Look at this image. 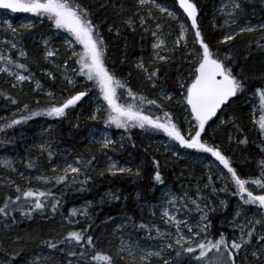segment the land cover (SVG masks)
I'll return each mask as SVG.
<instances>
[{"label":"trees","instance_id":"1","mask_svg":"<svg viewBox=\"0 0 264 264\" xmlns=\"http://www.w3.org/2000/svg\"><path fill=\"white\" fill-rule=\"evenodd\" d=\"M170 1L174 2L173 0ZM221 1L192 0L198 9L197 24L205 42L209 44L214 53H218L220 58H223L225 54L231 57V60L226 62V66L232 69L233 75L245 82V90L238 92L235 97H231L218 111L217 118L212 117L209 120V123L205 125L201 139L209 145L218 147L224 155L229 157L231 166L236 168L237 173L242 177L259 178L258 162L264 159V133H261L258 125L254 123L252 106L256 103L260 104L259 97L254 95L255 90L264 87V39H261L264 37V31L258 28L254 32H240L234 35L233 40L222 43V31L225 24H222V18L217 12V6ZM75 2L91 13L93 23L98 26L99 32L103 35L106 46L105 54L113 69L112 75L119 81V86H116L117 103L124 106L134 104L145 115H151L154 118L160 117L163 120L165 109L170 104L165 102H160V104L156 101L158 104L148 105L146 101L155 100L157 91L161 89L178 91L176 90L178 80L186 77L190 68L189 63L181 58L183 52H177L176 57L171 61L152 62L153 64L147 62L148 69L150 68L151 71L156 68L159 69V73L153 81H149L143 71L135 68L139 61L150 59L147 34L140 30H131V25H134L136 20L134 0H75ZM240 2L242 8L237 14L238 21L254 17L264 19V0H240ZM6 11L16 17L28 13L12 12L9 9ZM38 17L41 19L39 24L22 30L21 38L27 50V58L13 54L14 61L26 65L27 72L20 69L23 73L40 78L48 87V93L58 92L69 97V95L72 96L82 91L79 86L70 87L63 79L64 76L60 68L63 62L69 59L64 47L59 51L61 58H55L53 64L47 65L44 61L40 46L35 40L39 37L46 38L57 47L62 40L59 35H56L58 28L51 20L43 15ZM129 19L133 21L131 25L127 23ZM188 23L191 28V21L189 20ZM109 28L112 30L109 31ZM194 31L191 28V38H193ZM43 67L52 70L53 81L42 74L41 69ZM84 77L89 81L85 83V86H88V83L92 84L89 86L86 98L77 106L78 109H81L79 118L74 120L68 116L63 119H56L52 129L56 143L51 151L53 152L52 159L57 163L64 162L66 147L73 148V153L77 157L85 156L88 159L94 157L95 159L86 173L90 179L87 180V183H82L83 192H76L66 187V181L58 185H54L50 181L49 184L39 189L27 185L24 176L19 175L18 172L0 166V205L8 196L15 200V196L18 194L15 185H19L23 190H27L29 187L46 192L50 190L53 194L42 198L46 205L42 211L37 210L30 216L23 215L19 209V205L23 203L22 198L20 202H17L16 210L11 212L10 217L1 216L6 223L0 229L2 249L0 250V264H30L32 256L38 257L41 251L45 249L51 253H56L62 260V264H70V260L78 264V260L81 261L82 258L79 252L73 251L77 255L72 256L70 255L72 251H68L67 247L69 245L80 247L84 245V242L66 241L59 243V241L64 240L69 232H83L93 237L96 249L100 250L101 247L96 239L97 234L104 229H112L116 221L125 216L132 217L133 224L130 232L137 238L143 240L157 238L160 234L157 233L156 228H159L160 232L165 235L167 234L166 227L159 220L158 212L156 215H152L150 212L151 205L156 202L159 191L166 185L182 188L187 184L194 185L193 183H195L202 193V197L197 200L201 204V208H204L205 203L210 205L208 216L212 225L210 231L215 235L214 237L218 239L221 233L229 240L236 235L238 236L239 231L233 233L230 227L228 219L231 213L223 212L213 195L207 190L201 189L202 184L199 183L200 179L196 176V170L190 169L187 164L173 155L164 154L156 146L154 137L142 134V130H150L153 135L166 133L147 126L143 129L138 126L127 129L118 128L114 124L106 123L109 113L107 115L102 114L99 120L91 119L93 108L89 98L95 94L103 98V94L95 80L90 81L85 75L81 76L80 79ZM129 89L133 94L131 96L128 94ZM48 93L41 95L40 92L35 91L32 87H27L26 84L13 87L8 79L0 77V127L12 119H19L20 116H27L32 112L43 111L55 104L51 101ZM140 96L145 97V101H140ZM12 99H15L16 103H12ZM24 103L29 105L27 110L13 113L14 109L22 107ZM222 117H224V121L220 122L219 119ZM40 118L43 116H33L31 119L11 128H4L3 131H0V148L4 147V149L17 154L16 164L21 170L20 172L32 173L38 170L49 173L52 177L60 173L58 171L54 173L50 170V166L47 164L48 158L45 152L39 148L35 129ZM90 124L104 125L113 134L122 131L123 137L120 139L124 149L120 148L118 155L132 165L133 173L139 169L138 176L127 173L113 176L102 167L103 155L99 153L96 147H92L84 141L87 135V126ZM245 139L247 140L246 143L244 142ZM176 144L182 148V145ZM58 149H61V152H58ZM154 160L159 161V171L163 183L154 178L157 170L153 164ZM29 163L33 166L29 167ZM101 173L103 174L101 175ZM225 173V170H219L217 188L232 206L240 199L239 196L232 195L236 190L234 183L227 179L225 182L221 181V174L225 177ZM85 178L82 169L76 180L81 183ZM11 181H14L15 184H12ZM249 187L254 193H260V189L255 185ZM57 200L59 201L58 204H56ZM53 204H56L55 212L52 211ZM27 208L28 205H25V210ZM73 209L77 210L75 214H73ZM85 210L87 214H85ZM11 217H15V222ZM141 225H146V227H141ZM49 243H56L57 247L55 249L50 248ZM83 248L85 252L90 253L87 246ZM84 258L89 264L90 255ZM116 258L118 264H131L124 259ZM191 258L192 261L196 260L192 254L184 253L176 256L173 252V259L169 261V264H188ZM59 259L52 263L59 264ZM151 264H163V262L155 258L151 260ZM238 264H244L243 260H240V256Z\"/></svg>","mask_w":264,"mask_h":264},{"label":"snow or ice","instance_id":"2","mask_svg":"<svg viewBox=\"0 0 264 264\" xmlns=\"http://www.w3.org/2000/svg\"><path fill=\"white\" fill-rule=\"evenodd\" d=\"M179 6L185 13H187V16L191 18V28L195 30L193 33V44H198L200 46L199 49L191 53L196 58L195 62L198 64V67L194 68L192 82L186 87L181 84V87L185 88L186 95L184 98L186 99L187 105L190 106V115L196 122L193 128L186 132L182 131V129L173 122L172 114L170 112H164V118L162 120L160 117L154 118L151 115H145L144 112L137 109L134 104L124 106L117 103L116 86H119V81L115 79L105 66L106 46L103 35L99 32L98 26L93 23L91 13L82 5L75 2V0H0V8L9 9L12 12H28L35 13L38 16H46L54 23L56 28L66 30L75 38L76 42L83 46V55L79 60L81 65L80 71L83 75L87 76L88 80H95L98 83L103 94V99L107 101L108 105L109 115L106 123L114 124L118 128L125 129L137 126L143 129L147 126L151 129L166 133L168 137L185 148L198 149L202 152L210 153L211 156L216 158L219 164L227 169L228 174H230L227 178L221 174V181L225 182V179H227L235 184L236 190L232 195L239 196L243 205H252L260 210H264V159H261L258 162L259 178L242 177L237 173L236 168L231 166L229 157L224 155L218 147L209 145L201 139L202 133L205 131V125L208 121L216 115L221 105H223L230 97H235L238 92H243L245 90V82L238 79L236 75H233L232 69L226 66V62L230 61L231 57L228 54H225L223 58H220L218 53H214L209 47V44L205 42L204 36L197 24L198 9L196 3L192 2V0H179ZM145 7L148 8L149 15H151L152 8H156L160 12L167 13L169 16L176 18L175 13L169 11L166 7H162L156 2V0H138V8ZM225 7H227V5ZM231 8L232 12L229 13V15H232L237 10H241L242 5L240 0H232ZM139 22L144 24L146 23V20L141 17ZM127 23L131 25L133 21L129 19ZM225 23H228V21L226 20ZM6 27L14 35L17 33V29L13 28L10 22H7ZM22 27L30 28L31 25H23ZM156 27L158 30L160 29L159 24H157ZM111 30L112 29L109 28V31ZM260 30L264 31V25L260 26ZM187 31L188 29L181 25L180 36L176 40L177 45L180 43L187 45ZM254 31H256V29L252 27L240 29V32ZM153 35L155 36L156 33H153ZM233 39V35H227L224 37L222 43H227ZM261 39H264V37ZM163 44L164 41L159 40L158 43L154 45V48L159 49ZM15 47L16 44L13 43L12 48ZM46 54L48 57H53L55 55L51 50L47 51ZM73 54L79 55L75 53L74 50ZM26 55L27 53L24 51L20 52L21 57H26ZM156 59L166 62L168 57L157 53ZM0 61L5 62L6 64L15 63L16 68L23 69L26 72L28 71L25 64L14 62L10 55L5 56L3 53H0ZM137 68L145 73L146 78L149 81H153L154 77L159 73L158 68L150 72L148 68L144 66L143 62L138 63ZM0 72H7L14 76L18 84H22L24 81L33 78L31 74L26 76L18 72H11L8 67H0ZM15 86L16 85H13V87ZM36 87H41L39 82L36 83ZM153 87H155V84H153ZM128 94L130 96L133 95L130 89ZM48 95L51 97L53 96V93L49 92ZM86 95V92L81 91L66 98L59 104V106L53 104L43 111L32 112L30 115L20 116L19 119H12L9 123L0 127V131H3L4 128H11L16 124L27 121L33 116H65L66 109L76 105L77 102ZM254 95L259 97L261 113L259 119L254 123L258 125L259 131L264 133V87L256 89ZM145 99L146 98L143 96L139 97L140 101H145ZM165 99L170 101L172 96L168 94L165 96ZM146 102L148 105H156L155 100H147ZM12 103H16V100L12 99ZM24 108L27 109L28 105L25 104ZM99 111L100 109H97V112ZM13 115L15 116V114ZM92 118L95 119L96 117L93 116ZM244 142L246 143L247 140L245 139ZM112 143L111 140L105 139L102 146L107 148ZM41 147L43 148V146ZM48 155H52L51 151H49ZM94 159L95 158L93 157L86 161L78 160L74 164H67L61 170V174L59 175L52 177H39L38 179L42 180L45 184L51 181L54 185H58L70 178L75 180L76 177L81 174L83 169L86 178L81 183H87V180L90 179V177H87L86 173ZM153 164L157 169L154 177L155 180L163 183L159 171V161L154 160ZM4 165L8 168L12 167L10 161H4ZM32 166L33 165L29 163V167ZM52 171L55 173L57 172V169H53ZM107 171L113 176L125 173L139 175V169L133 173L132 168L118 166L116 162H112L108 165ZM69 173L73 175L70 177ZM102 174L103 173H101V175ZM11 183L15 184L14 181H11ZM250 185H255L259 188L260 193L256 194L253 190H250ZM15 189L18 193L15 196V200H13L11 196L4 199L2 205H0V216L5 218L10 217L11 212L16 210L17 202H20L22 198L23 203L19 205V209L23 215L30 216L33 212L37 210L42 211L45 208L46 205L42 198L53 195L50 190L46 192L31 187L27 190H23L19 185H15ZM212 190L216 191L215 188ZM181 199H184V197ZM176 200L177 197L173 196L170 204L174 203ZM58 203L59 201L57 200L56 204ZM221 203H223V201ZM56 204L52 205L53 212L56 211ZM191 204L195 206L197 212L201 213L199 222L196 225L190 224L188 220L177 219L176 215L170 214L167 209L163 213L167 218V221L174 224L176 229L174 243L176 246H179L180 249L176 253L177 256H179L182 251L194 255L197 264H238L241 250H244L245 264H248V246L252 244L253 236L255 234V236L258 237L257 243L259 244V247H254V250L251 251V264H264V233L257 232L256 230L257 225L264 228V211L259 213V219L253 218L249 220L246 218L244 225H238L239 235L234 236L231 240H229V238L223 233L219 234L218 239H210L209 237L212 235L209 231L211 222L208 221V209L210 208V205L205 203L204 208H201V204L197 202V199H192ZM25 205H28L27 210H25ZM182 207L188 208V204L185 203ZM76 211V209H73V214H75ZM85 214H87L86 210ZM240 215V212L236 213V216ZM11 218L13 222H15V217ZM205 221L207 222L205 223ZM181 226H183L190 235L185 236L181 231ZM141 227H146V225H141ZM194 227L196 229L195 231H193ZM156 231L158 234L163 235L159 228H156ZM195 237H199L200 239L196 240L194 239ZM66 241H75L77 243L83 241L84 245H82V247L87 246L90 249V253L81 251L79 255L81 257L90 255L89 264H93V262L94 264H118L117 258L112 254L96 249V245L93 243V237L90 235H86L83 232L72 231L67 234L64 240L59 241V243H65ZM193 243L195 244V247L192 246ZM48 246L55 249L57 244L49 243ZM166 247L171 249L173 244L169 243ZM120 251H125V246L122 245ZM162 252L163 249L155 252H143L139 257L140 264H151V258L153 257H159L162 259L163 264H169V261L163 259L161 256ZM70 255L76 256L77 253L71 252ZM129 255H132V253L129 252ZM117 256H119V253H117Z\"/></svg>","mask_w":264,"mask_h":264},{"label":"rangeland","instance_id":"3","mask_svg":"<svg viewBox=\"0 0 264 264\" xmlns=\"http://www.w3.org/2000/svg\"><path fill=\"white\" fill-rule=\"evenodd\" d=\"M174 2H171L170 0H156L157 3H159L162 7H166L169 9V11H172L175 13L176 18H173L169 16L167 13L160 12L156 8H152L151 15L148 14V8H138V0H134L135 2V16L136 20L134 25H131V30H140L141 32L147 34L148 36V55L150 60L143 59L140 62H143L144 66L148 68L147 62L151 64L152 62H164L156 59L157 53L159 55L168 57L167 61L173 60L176 56L175 54L177 52H183L181 55V58L183 61H186L189 63V71L186 77H184L182 80H178L177 83V89L178 91L173 90H159L157 91V94L155 95L154 99L157 102H165L169 107L165 109V112H170L172 114L173 122L176 123L182 131L186 132L187 130L193 128L195 125L194 118L190 115V106L187 105L186 99L184 98L185 88L181 87V84L186 86H189L193 79V71L195 67H198V64L195 62L196 58L191 54L193 51L200 48L198 44H193V38H191V28L190 24L188 23L189 20L185 16V14L179 9L178 3L173 0ZM231 2L232 0H222L218 6H217V12L219 13V16L222 20V24L224 25V30L222 31V40L227 35H235L237 33H240L241 28H260L261 25H264V19H258L256 17L252 19H246L244 21L239 20L238 21V12L240 10H237L232 15H229V13L232 12L231 8ZM227 5V7H225ZM20 16V15H19ZM141 17L145 18L146 23L141 24L139 21ZM228 21V23H225V21ZM7 22H10L13 28L17 29V33L14 35L10 30L7 29L6 25ZM41 22V19L38 17L37 14H21L20 17H16L14 14H10L6 11V9L0 8V53H3L5 56H11L13 59V54H17L18 57L20 56V52L24 51L27 53V50L25 48L24 42L21 38L22 30H25L27 28L22 27L23 25H31L35 26ZM157 24L160 25V29H157ZM181 25L184 26V28L188 29L187 31V45L184 43L176 44V40L180 36V30ZM153 33H156L154 36ZM56 35L60 36V39L62 42L59 44V47L51 43L48 39L39 37L35 40L37 44H39L42 57L44 58V61L47 63V65H51L55 62V58L60 59L59 51H61L64 47L67 56L69 57L68 61H64L63 65L61 66L60 70L63 73V76L67 82V84L74 88L76 86H79L82 88V91H85L88 93L89 86L92 83H88V86H85L86 82H89L86 80V78L80 79L83 74L80 71L81 65L79 63V60L81 59V56L83 55V46L80 45L78 42L75 41V38L68 33L64 29H57ZM159 40H163L164 44L161 45L159 49L154 48V45L158 43ZM16 44L15 48H12V44ZM62 44V46H61ZM53 51L55 55L53 57L47 56V51ZM73 50L75 53L79 55H74ZM26 57L22 58H27ZM73 59V61H72ZM70 60V61H69ZM14 61V59H13ZM166 61V62H167ZM15 62V61H14ZM73 62V63H72ZM137 63V64H138ZM137 64L135 68H137ZM153 64V63H152ZM105 66L108 68L109 72L112 74L113 69L110 65V62L107 59V55L105 54ZM0 67H8L11 72H18L23 75H30L23 73L20 71V69L15 67V63L13 64H6L3 61H0ZM140 70V69H139ZM151 71V69H148ZM142 71V70H141ZM42 74L49 78L50 80H54L53 72L48 67H43L41 69ZM0 77L4 79H8L12 85H16L20 87L23 84H26L27 87L34 88L35 91L40 92L41 95L47 94L49 90L48 87L43 83V81L35 76H32L33 78L31 80L24 81L22 84H18L15 77L10 75L7 72H0ZM71 81V82H70ZM39 82L40 88L36 87V83ZM170 94L172 96V99L166 100L165 96ZM71 95H69L70 97ZM66 95H62L61 93L55 92L53 93V96H51V101L55 103L57 106H59L60 103H62L66 98H69ZM89 102L92 106V114L91 119L92 120H99L100 116L102 114L107 115L109 113L108 111V105L107 101H105L100 95H93L89 98ZM156 102V103H157ZM160 103V104H161ZM28 103H24L22 107L16 108L13 110V113L18 112H24L25 109L24 105ZM158 104V103H157ZM78 105H74L73 107H70L69 109H66L65 116L62 117H54V116H47V115H40L43 116V118H40V122L37 124L36 127V135L38 136L39 140V148L41 151H44L48 161L47 164L50 166V170L57 169L58 173L61 174V170L70 163H75L76 161H86L90 160L85 156L77 157L76 154L74 155V149L71 147H66V154L64 156V162H54L52 159L53 152L51 151V148L56 143L53 137L52 129L54 126V123L56 122V119L60 118H67L68 116L74 120H77L79 118V114L81 109L77 107ZM29 107V105H28ZM97 109H100L99 112H97ZM253 109V117L254 122L259 119L260 116V104L256 103L252 106ZM217 113L214 117L217 118ZM95 116L96 118L93 119L92 117ZM220 122L224 121V117L219 119ZM209 123V121H208ZM26 134V133H25ZM142 134H145L147 136L154 137L153 140L156 144V146L164 152V154H170L174 157L178 158L179 160H182L183 163L187 164L188 167L191 169L196 170V176L199 180V183H201V189L207 190L210 194L213 195V197L217 200L218 204L221 206L222 211H228L231 213L229 217L230 227L232 229L233 233H237V230L239 231L238 225H244L245 219H259L260 215L259 213L264 211L258 209L256 206L252 205H243L241 201H237L234 203V205H230L229 200L226 197H223L220 194L219 189L217 188V176L219 170L223 171L225 170V177L227 178L230 176L228 174L227 169L223 167V165L219 164V162L216 160L215 157L211 156V154H206L198 149H188L184 146H177L176 141L172 140L170 137L167 136V134L163 135H153V132L150 130H142ZM121 137H123L122 131H120L118 134H113V132L107 128L104 125H94L90 124L87 126V135L84 139L88 143V145L92 147H96L103 155V162L102 167L107 171L108 165H110L112 162H116L118 166L122 167H129L132 168V165L125 159H123L118 154L120 153V148H123V145L121 144ZM105 139L111 140L113 143L110 144L107 148L102 146V143ZM55 141V142H54ZM180 145V144H179ZM43 146V148L41 147ZM64 150V149H63ZM51 151L52 155L49 156L48 153ZM58 152H61V149H58ZM17 154H15L12 151L4 149V147L0 148V166L7 168L9 170H13L15 172H18L19 175L24 176V180H26L27 185L34 186L36 188L42 189L43 186L49 184H45L42 180L38 179L39 177H51L49 173H43L42 169H40L42 172L36 170L32 173L27 172H20L21 170L17 167ZM4 161H10L12 167L8 168L5 167ZM199 168V169H198ZM133 169V168H132ZM73 174L69 173V176L71 177ZM66 187L73 189L76 192H83L84 186L82 183H80L78 180L68 179L66 181ZM194 185L187 184L185 187H178L174 188L171 185L164 186L157 195V200L151 205V212L152 215H156V212H158V218L159 220L165 225L167 234L160 235L157 238L154 239H148L143 240L139 237L137 238L133 233L130 232L131 225L133 224V220L131 216H125L122 218H119L118 221L113 225L112 229H104L99 234H97V240L101 247L100 250L109 252L114 257H118L120 259H124L127 263L131 264H140L139 257L143 252H155L160 251L163 249V252L161 253V256L163 259H166L168 261H171L173 259V252L175 254L177 253L179 249V246H176L174 243L175 239V226L172 223H169L167 221V218L163 215L164 211L167 209V211L172 214L176 215L177 219L181 220H188L190 224L196 225L199 222V217L201 215L200 212H197L195 210V206L191 204L192 199L199 200L202 197L201 190L193 183ZM215 188L216 191H213L212 189ZM111 197L113 195H110ZM177 197V200L174 203L170 204V201H172V197ZM184 197V199H181ZM223 201V203H221ZM187 203L188 208L182 207L183 204ZM39 211V210H38ZM240 212V216H236V213ZM40 213V212H38ZM209 221V216H208ZM207 221H205L206 223ZM6 223L4 221V218L0 216V229L2 228V225ZM211 223H210V229L211 230ZM195 227L193 231H195ZM257 232L264 233V228H261V226H256ZM181 231L184 233L185 236L190 235L187 230L181 226ZM211 232V231H210ZM212 235L209 237L210 239H216ZM236 235V234H235ZM237 236V235H236ZM194 239L199 240V237H195ZM258 237L253 236L252 244L248 246V256H247V262L248 264H251L252 257H251V251L254 250V247H259V244L257 243ZM172 243L173 247L171 249H168L166 247L167 244ZM125 246V251L121 252V246ZM130 246V247H129ZM193 247H195V244H192ZM68 251H85L82 246H73L69 245L67 247ZM0 250L1 245H0ZM129 252L132 253V255H129ZM117 253H119V256H117ZM186 254V252H182L180 255ZM198 254V252H197ZM179 255V256H180ZM177 256V254H176ZM135 257V259H134ZM159 259L162 260L159 257H153V259ZM59 256H57L56 253H51L48 250L41 251V254L38 257H33L30 260V264H53L52 262H55V260H58ZM60 260V259H59ZM86 258L82 257L81 261L78 260V264H88L86 262ZM190 261L188 264H197V261H192V258L189 259ZM240 260H243V263L245 264V256H244V250H241L240 253ZM70 264H77V262L70 260ZM62 264V260H60V263ZM94 264V263H93Z\"/></svg>","mask_w":264,"mask_h":264},{"label":"water","instance_id":"4","mask_svg":"<svg viewBox=\"0 0 264 264\" xmlns=\"http://www.w3.org/2000/svg\"><path fill=\"white\" fill-rule=\"evenodd\" d=\"M176 1H177V2H178V4H179V0H176ZM179 7H180V6H179ZM180 9H181V10H182V12L185 14V16H186L188 19H190V20H191V18L187 16V13H185V12L183 11V9H182V8H180ZM84 92H85V91H84ZM76 94H77V93H76ZM74 95H75V94H74ZM86 96H87V95H86ZM86 96H84V97H83V98H82L80 101H78V102H77V104H79V103H80V102H81V101H82L84 98H86ZM229 99H230V98H229ZM229 99H228V100H229ZM228 100H227V101H228ZM227 101H226V102H227ZM226 102H225V103H226ZM225 103H224L223 105H221V107H220V109H219V110H221V109L224 107ZM71 107H73V106H71ZM219 110H218V111H219Z\"/></svg>","mask_w":264,"mask_h":264},{"label":"bare ground","instance_id":"5","mask_svg":"<svg viewBox=\"0 0 264 264\" xmlns=\"http://www.w3.org/2000/svg\"><path fill=\"white\" fill-rule=\"evenodd\" d=\"M180 9V8H179Z\"/></svg>","mask_w":264,"mask_h":264}]
</instances>
